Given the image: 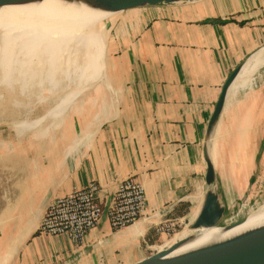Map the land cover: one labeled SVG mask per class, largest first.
Instances as JSON below:
<instances>
[{
	"label": "crops",
	"instance_id": "obj_1",
	"mask_svg": "<svg viewBox=\"0 0 264 264\" xmlns=\"http://www.w3.org/2000/svg\"><path fill=\"white\" fill-rule=\"evenodd\" d=\"M111 27L117 87L57 91L0 135V264H136L166 247L156 227L195 217L207 126L240 65L211 157L226 205L264 184V0L129 11ZM128 178L145 191L143 219L113 231L103 218L80 246L39 232L55 199L94 182L106 207Z\"/></svg>",
	"mask_w": 264,
	"mask_h": 264
},
{
	"label": "bare ground",
	"instance_id": "obj_2",
	"mask_svg": "<svg viewBox=\"0 0 264 264\" xmlns=\"http://www.w3.org/2000/svg\"><path fill=\"white\" fill-rule=\"evenodd\" d=\"M97 17L99 16L87 11L59 6L53 1L45 2L38 7L16 8L1 11L0 74L3 80L1 82H3L4 85L6 83L5 86L7 88H11V86L14 85L13 83L15 82V79H17V76H20L22 80L29 76L30 79H27L29 80L27 83L31 84L34 82L35 85L43 88L44 86H48L46 85V82H48L47 80L49 78H52H46L45 76V79H47L46 81L44 80L45 82L40 79L39 76L42 75H40V73L44 70L43 68L48 67V69H50L51 67L52 69L53 66H61L63 68L64 64L65 70L66 67L71 68L72 65H77L80 62L84 65H82L83 67L80 69L76 67L79 72H77L78 76H75H77L78 80L83 79L84 82H80L76 88L69 87L74 90V93L78 92L79 89L81 90V88L85 89L88 83L90 84L99 80L101 76L104 75V39L98 33L93 31L95 29L91 30L93 25H95L94 22L97 20ZM21 43L23 45L18 47L24 46L22 47L24 52H22V48L18 49L15 47L17 44ZM44 44L48 48L42 50L41 46ZM74 47L75 51L71 49ZM32 68L33 72L31 70ZM54 69H57L56 71H58V68L53 67L51 72H54ZM46 71L47 75L48 73H51L48 72V70ZM38 72H40L39 75H37ZM69 74L72 75V73ZM75 76L73 77L75 78ZM34 80H36V82ZM57 80L55 79V81ZM55 81L52 84L53 87L48 83L50 87H52L49 89L53 91L56 90H54V88H56L54 87L56 85ZM69 94L73 95L70 91ZM55 115L57 114H54V116ZM236 209L233 212H230L231 210L229 211L232 214L230 217L231 221L239 214V211ZM229 212H227L225 217L220 220L215 229L200 237L190 246L185 248V250L264 225L263 205L255 215L243 219V221L240 222L241 224L236 226L230 232L223 233L225 228L239 224L231 222V224L226 225V217Z\"/></svg>",
	"mask_w": 264,
	"mask_h": 264
},
{
	"label": "water",
	"instance_id": "obj_3",
	"mask_svg": "<svg viewBox=\"0 0 264 264\" xmlns=\"http://www.w3.org/2000/svg\"><path fill=\"white\" fill-rule=\"evenodd\" d=\"M48 1H53L62 7L98 15L94 23L98 24L100 20H106L105 25L110 34L111 25L115 19L129 11L181 7L208 0H0V12L7 9L38 7ZM93 31L101 36L100 32ZM242 67V65L237 67L225 81L207 126V141L203 152L206 168L205 190L195 217L169 240L166 247L136 264H264V225L185 250L200 237L215 229L231 209L239 206L245 207L249 199L251 186L241 199L226 205L220 192L219 177L211 157V140L221 117L227 92L239 76ZM110 204L104 207L100 221L103 218L107 219ZM240 224L225 228L223 233L230 232Z\"/></svg>",
	"mask_w": 264,
	"mask_h": 264
},
{
	"label": "rangeland",
	"instance_id": "obj_4",
	"mask_svg": "<svg viewBox=\"0 0 264 264\" xmlns=\"http://www.w3.org/2000/svg\"><path fill=\"white\" fill-rule=\"evenodd\" d=\"M105 23H107V21L106 20L103 21V19H102V20H100V22L98 24H95L93 26V29L100 32L101 37L104 39V58H103V61H104V73L103 74L104 75L101 76V78L99 80L92 82L90 84L88 83L85 89L81 88V90H83V91H81L79 88H77V89H79V91L77 93H79V92L85 93V94L86 93H93L94 89L98 90V89H105V88H109V87H117L118 81L111 78V76L113 75V69H112V64H111L113 61L112 59L115 57L117 58V55L114 53L113 48H111V49L108 48V43H109V40L111 39V37H110L109 31H107L108 27H107V25H105ZM20 45H23V44H17L15 47H17L18 49L24 47V46L18 47ZM71 46H73V45H71ZM37 47H39V46H37ZM47 48L48 47L45 46V44L43 46H41L42 50H45ZM63 49H65V48H63ZM71 49L74 50L75 47L71 48ZM22 50H23V48H22ZM22 52H24V50ZM77 65H72L71 66L72 69L70 67L69 68L66 67L65 70H64V64H63V68L61 66H59V67L53 66L54 68H58L59 72L56 71L57 69H54V72L53 71L51 72V70H53V67L51 69L50 66H49L50 69H48V67H46L47 69L43 68L44 69L43 70L44 71V78H43V71H41V73L38 72V74H37V75H39V73H40V75L42 74L41 75L42 77L39 76L40 79L42 81H44V80L46 81L47 79H45V76H46V78L52 77L54 79L53 80L52 78H49L47 80L48 82H46V85H48L49 87L44 86L43 88L38 87L37 85H35L34 82H33L34 84L33 83H31V84L27 83V81H29L27 79H30L29 76H28L29 78L26 77V78H23V80L21 79L20 76H17L16 77L17 79H15V82L13 83L14 85L11 86V88L10 87L7 88L5 86L6 83L4 85L3 82H1L3 80H2V76L0 74V79H1L0 83L2 84V85L0 84V135L1 134L5 135L9 129H12L13 126L19 124L23 118L35 120L40 115H42L44 111L39 110L40 109L39 104H42L43 106L47 105V104H51V105L46 106L47 108H49L52 106L53 103H55V102L57 103V91L58 92L65 91V93H67L66 95H68L70 88H76V86L78 84H80V82L83 81V79L82 80L77 79V76H78L77 72H79V71H77L76 67H78L80 69L83 67L82 65H84V64H82V62H80ZM59 68H60V70H59ZM61 69H62V71H61ZM31 70L33 72V68ZM46 70H48V72H51L50 74H52V75H50L49 73L47 75ZM68 70H69V73H72V75L68 73ZM54 73H55V75H54ZM73 73H74V75H73ZM34 74H36V73H34ZM75 75H77V76H75ZM73 76H75V78ZM55 79L56 80L58 79V80L55 81ZM60 79L61 80L63 79V80L61 81ZM67 79H69V80H67ZM34 81L36 82V80H34ZM54 81L56 82V85L54 86V87H56V88H54V90L56 89L55 91L49 89V88L53 87L52 84L54 83ZM62 82H63V84H62ZM48 83L52 87H50V85ZM85 94H83L82 96L81 95L78 96V98L79 99L84 98ZM62 97H63V95L61 96V98ZM67 98H69V97L65 96V99L62 101V105L66 103ZM249 179L250 180L254 179V176H250V177L248 176V178H247L248 182H249ZM263 205H264V184L253 186L252 190L249 192V199L247 200L245 207L239 206V207H237V209L235 208L237 211H239V214L236 215L232 221L230 220V217L232 215L230 212L235 211V209H231V211L229 212V214L226 217L227 218L226 225L231 224V222L240 223L241 221H243V219L248 218V217H252L253 215H255V213ZM184 228H185V223H184V225L180 224L178 226L177 233H179ZM170 239L171 238H169L168 240H170Z\"/></svg>",
	"mask_w": 264,
	"mask_h": 264
},
{
	"label": "built area",
	"instance_id": "obj_5",
	"mask_svg": "<svg viewBox=\"0 0 264 264\" xmlns=\"http://www.w3.org/2000/svg\"><path fill=\"white\" fill-rule=\"evenodd\" d=\"M99 186L90 182L80 189L55 199L48 207L39 227L46 236L67 237L80 246L99 223L103 204L97 199ZM146 195L143 187L132 178L121 181L112 197L107 219L113 231L125 229L145 216ZM180 223L170 220L156 227L159 235L172 238Z\"/></svg>",
	"mask_w": 264,
	"mask_h": 264
}]
</instances>
